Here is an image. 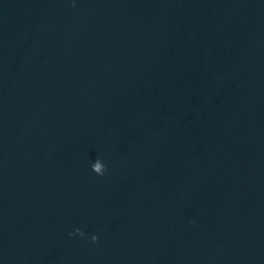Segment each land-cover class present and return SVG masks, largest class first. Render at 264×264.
I'll return each mask as SVG.
<instances>
[{
	"label": "water",
	"instance_id": "obj_1",
	"mask_svg": "<svg viewBox=\"0 0 264 264\" xmlns=\"http://www.w3.org/2000/svg\"><path fill=\"white\" fill-rule=\"evenodd\" d=\"M0 264H264L237 0H0Z\"/></svg>",
	"mask_w": 264,
	"mask_h": 264
},
{
	"label": "clouds",
	"instance_id": "obj_2",
	"mask_svg": "<svg viewBox=\"0 0 264 264\" xmlns=\"http://www.w3.org/2000/svg\"><path fill=\"white\" fill-rule=\"evenodd\" d=\"M101 159L97 158L96 161L92 164V171L98 175V176H103L105 172L107 171L106 165L103 163V165H100ZM72 235H79L80 237H85V232L82 231L80 228H77L75 230V233H69V236ZM91 242L92 243H97L98 242V237L96 235H93L91 237Z\"/></svg>",
	"mask_w": 264,
	"mask_h": 264
}]
</instances>
